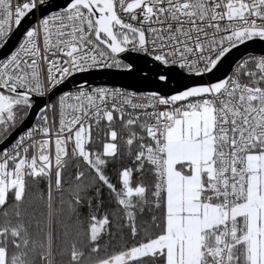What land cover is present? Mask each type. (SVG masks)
<instances>
[{"label": "snow or ice", "instance_id": "6c2138e0", "mask_svg": "<svg viewBox=\"0 0 264 264\" xmlns=\"http://www.w3.org/2000/svg\"><path fill=\"white\" fill-rule=\"evenodd\" d=\"M0 264H264V0H0Z\"/></svg>", "mask_w": 264, "mask_h": 264}, {"label": "water", "instance_id": "95a60500", "mask_svg": "<svg viewBox=\"0 0 264 264\" xmlns=\"http://www.w3.org/2000/svg\"><path fill=\"white\" fill-rule=\"evenodd\" d=\"M118 83H133V81H130L128 79H125V78H120L118 80ZM144 90H149L148 86L147 85H144ZM34 118V117H33Z\"/></svg>", "mask_w": 264, "mask_h": 264}]
</instances>
